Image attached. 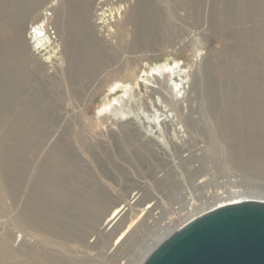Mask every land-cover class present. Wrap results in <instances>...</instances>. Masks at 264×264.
Here are the masks:
<instances>
[{"label": "rangeland", "instance_id": "374dc122", "mask_svg": "<svg viewBox=\"0 0 264 264\" xmlns=\"http://www.w3.org/2000/svg\"><path fill=\"white\" fill-rule=\"evenodd\" d=\"M99 1L63 0L61 9L56 6V9L48 10L58 18L57 30L55 24L53 27L50 25L52 36L56 37L59 34L64 39H68L70 34L71 48L87 50L85 55L88 59L73 62L87 66L80 71L81 74L71 66L72 62L68 57L63 60V70L77 82L81 81L80 87H90L87 82L98 77L110 80L90 95L91 99L85 110L86 116L78 115L83 118L67 123L60 130L55 129L59 134L51 147L66 148L70 159H58L52 175L63 183L64 195L80 196L100 189L111 194L114 189L122 186L127 189L123 198L125 200L133 193L139 192L142 185H146L151 191L143 196V205L138 210L136 227L125 238L127 240L132 236V239L127 243L124 240L115 247V250L120 252L118 257L115 256L111 260L112 257L106 258L99 254L100 250L97 248L89 249L90 251L82 250L76 247L78 245L76 243H69L70 246H75L74 250L67 249L65 254L62 250H58L65 258L71 257L72 254L82 256L84 259L82 264H125L126 262V264H137L133 253L140 246L138 233L147 236V233L154 230L150 226L148 228L151 229L147 230V223H151L150 225L156 228L166 222H160L159 215L155 216L158 218L156 220L148 218L147 214L140 211L147 205L154 204L149 211L158 207L161 214L163 213L162 218L174 215L173 207L178 208V205L171 197L179 198L185 191L183 190L182 193L177 187L180 181L171 180L177 187L174 188L167 183V179L178 173L182 175L184 168L181 165H177L178 168L171 167L176 164L169 165V160L177 162L178 159H175L173 152L170 155L165 153L162 144L157 143L158 138L151 141L143 136L144 129L141 131V139L137 136L129 139L124 136L123 132L126 130L121 131V128L112 122L102 124L101 118L105 115L101 111L104 106L110 105L115 99L124 95L126 89L134 87L141 92V95L148 96L154 112L152 98L147 91V78L155 73L153 69L157 67L177 64L185 71L199 73L202 92L198 96L193 94L191 107L197 111L204 105L218 131L220 138L217 137L219 141L217 144H223L225 147L222 148L226 150V153L222 152L225 154L223 157H219L220 153L216 152L209 163V166L214 164L210 167L212 173L209 170L205 173L206 177L203 175L199 180H206L207 183L214 185L217 182H224L222 178L227 176L231 180L236 179L235 183L243 188L264 191L262 186L264 185V0H144L141 2L118 0L114 6L124 5L127 16L130 18L132 15V18L115 27L116 35L111 40L102 37L94 27L93 16ZM50 4L48 1L43 10ZM130 7L131 10L139 9L129 14ZM84 9L88 10L90 26L95 37L90 45L86 44L85 33L79 28ZM70 23L73 32L68 31ZM139 25L145 32L142 38L139 36V31H142ZM118 30L119 33H116ZM56 31L57 33L53 34ZM75 35L78 38H75ZM72 42H77V46H73ZM89 48L93 50L90 52ZM97 64L104 66L96 70ZM116 67H123L131 74L134 73V78L123 80L112 77L111 72ZM114 85L118 88L114 89ZM32 88L33 82L28 84L18 82L16 64L0 74V190L3 193L0 200V225L13 230L17 228L14 232L16 233L15 249H19L21 245L19 237L21 231H18L20 230L18 228H24L23 212L29 195L25 193V186L32 172L31 168L33 170L35 168L34 172L37 174L48 154L46 152L40 159L41 154L36 148L43 142V131L54 129L48 120L45 122L44 116L33 113L31 106L38 101L32 95ZM64 101L66 100L60 103L63 104ZM75 101L76 99L74 103ZM75 108L76 111L80 110L79 105ZM185 112H188L187 108ZM225 129L234 134V148L237 151L233 160L236 158L234 163L240 166H231L227 159L226 154L232 143ZM217 158L222 159L219 162ZM223 158L224 161L221 162ZM36 162L39 163L38 168ZM250 162L251 165L252 163L255 165L250 167ZM217 168L227 171L221 172L222 170ZM251 168L255 170H250ZM36 180L35 175L30 188L36 186ZM186 181L189 182L188 179ZM228 186L223 184L220 188L224 189L216 190L223 191ZM210 190L211 194H215V189ZM207 191L204 189L191 193L194 195L197 193L200 199H203ZM57 204L59 207L56 211L59 215L44 210L45 215L53 220L65 221L68 226L74 225L67 215L70 207L67 204ZM141 217L144 218L140 219ZM81 231L84 233V229ZM116 236L117 234L113 237L107 235L101 237V246L108 243L110 246L106 244L107 249L111 248ZM47 238L52 244L62 243L58 237L50 235ZM95 238V236L90 238V242Z\"/></svg>", "mask_w": 264, "mask_h": 264}, {"label": "bare ground", "instance_id": "6f19581e", "mask_svg": "<svg viewBox=\"0 0 264 264\" xmlns=\"http://www.w3.org/2000/svg\"><path fill=\"white\" fill-rule=\"evenodd\" d=\"M48 1L51 4L43 10ZM117 1L100 0L98 7L114 6ZM141 1L144 0H139V2ZM56 6L61 9L63 7V0H0V74L5 72L7 68L14 67L16 64L18 82L20 84L33 82L32 95L38 101V103L31 106L33 113L44 116L46 118L45 122L48 120L54 128L53 130L48 129L43 131V142L37 146L36 150L41 154L40 159L46 152L48 154L37 174L34 172L35 168L34 170L31 168L32 172H30L27 186H25V193L29 195L23 212L24 228H18L20 229L18 231H21L19 235L21 238L19 249H15L14 247L16 239V233L14 232L17 228L15 227L13 230L0 225V264H82L84 261L82 256L72 254L71 257L65 258L59 254V250H62L64 254L67 249L74 250L73 247L75 246H70L71 243H76L78 244L76 245L78 249L87 251L97 248L100 250V252L98 251L99 254L106 256V258L112 257V260L119 252L115 250V247L122 243L133 228L136 227V218H138V210L143 205V196L151 191L149 188H146V185H142L139 192L133 193L129 199L125 200L123 198L127 189L122 186L116 190L114 189L111 194L100 189L99 191H90L80 196L66 193L69 195L67 196L64 195L65 188L63 183L52 175L58 159H70L69 151L66 148L51 147L59 134V131L57 132L55 129L60 130L67 123H72L76 119L86 116L85 110L91 99L90 95L98 90V87L104 86L105 83L110 81L104 77H98L95 80L92 79L87 82V85L89 83L90 87H80L82 82H77L70 74L63 70V60L65 57H68L72 62L71 66L81 74L82 72L80 73V71L87 66H82L79 63L73 64V62L74 60H86L88 56L85 55L87 50H84V48H71L72 44L69 40L72 39V36L70 34H68V39H64L59 34L58 38V36L53 37L52 32L50 33V25L53 27L55 24L56 30L58 29V18L55 14L48 13L50 8L54 10ZM123 6L119 5L115 8L116 10L111 9L115 10L114 17L117 19L114 20L115 24L109 27V33H115L116 26L132 18V15L130 18L127 16L125 6ZM138 9L131 10L130 7L131 13H128L132 14L133 11ZM42 10L43 12H41ZM83 11V19L80 20L79 28L83 29L86 44L90 45L93 43L95 37L92 26H90L88 10L84 9ZM93 22L95 24L94 27H96L102 37L108 40L112 39L102 33L100 26L96 23L95 16H93ZM70 25L71 23L68 27ZM140 28L142 31H139V36L142 38L145 32L143 27ZM68 31L73 32V27L70 26ZM56 33L57 31L53 34ZM116 33H119V30ZM75 36V38H78L77 35ZM72 43L73 46H77V42ZM89 49L90 52L93 50L92 48ZM176 65L170 66V64H165L163 67H157L153 69L155 73H152L147 78V91L152 98L154 112H152L148 96L141 95V92L134 87L130 89L125 88L124 95L115 99L110 105L104 106L101 111L105 115L101 118L102 124L112 122L121 128V131L126 130L123 133L129 139L134 138V136L141 139V131L144 129L143 136L149 138L151 141L158 138L159 141L157 143L162 144L165 153L170 155L173 152L175 159H178L177 162L169 160V165L176 164V166L173 165L171 167L178 168L177 165H181L184 168V171L181 172L183 173L182 175L179 173L175 174L178 171H174L175 173L173 172V174L175 175L167 179V183L172 187H179L182 193L183 190L185 191L179 198L175 196L171 197L174 203L178 205V208L173 207L175 211L173 212V217L170 216L172 218H162L163 213L161 214L158 207L154 208L153 211H149L154 204L147 205L146 207L143 206L144 208L140 211L145 215L147 214L148 218L156 220L161 218L160 222H166L159 224L156 228L151 226V223L145 224L147 230L152 227L154 229L147 233V236H142L140 235L142 233H138V241H140L138 244L140 246L133 253L137 264H142L173 233L203 215L228 205L247 201L264 202V191L262 189L257 190L254 188L256 190H252L253 188H243L238 183H235L236 179L231 180L227 176H222L223 181H225H216L217 183L214 184L216 179L214 177V182L212 183L214 185L207 183L206 180H199L214 165L210 164L211 166H209V163L216 152L220 153L219 157H223L225 155L223 153L226 150H223L225 147L223 144H217L219 143L217 141L219 134L213 125L211 114L208 113V110L204 109V105L197 111L191 107L190 101L193 99V94H197L196 96H198L202 92L199 73H192L191 70L185 71L183 67ZM102 66L104 65L97 64L95 69L97 70ZM89 67L92 68V66ZM111 74L112 77L123 80L134 78V73L131 74L123 67H116ZM113 88L116 89L118 86L114 85ZM62 100H66L64 101L65 103H60ZM76 105H79V111H76ZM186 108L188 112H185ZM148 111L150 112L148 113ZM109 116L112 118L110 119ZM229 130L231 129L229 128ZM27 132L29 131L27 130ZM226 133L232 143L230 144V149L227 151L228 154H226L227 159L231 163V166H240V164L234 163L236 158L233 160L237 151L234 148V134L227 130ZM142 142L141 140L140 143ZM172 157L170 156V158ZM220 159L222 158H219L217 161L220 162ZM222 161H224V158ZM36 163L38 168L39 163ZM254 165V163L251 165L250 162V167ZM246 167L248 170V166ZM250 170L255 169L251 168ZM210 173H212L211 170ZM35 175L37 176V184L33 188H30ZM209 175L214 176L215 174ZM213 176L209 177L212 178ZM172 179L180 181L177 187L171 182ZM187 179L189 182L186 181ZM186 183L189 184L186 185ZM223 184L224 186L228 184V188L223 191L216 190L223 186ZM204 189L208 191L205 193L206 195H204L203 199H200V195L197 193L196 195L191 193L203 191ZM210 189H215V194H211L212 192H209L211 191ZM2 197L3 193L0 190V200H2ZM57 203L67 204L70 207V212L67 215L69 220L74 222V225L68 226L65 221L53 220L45 215L44 210H48L54 215H59L56 211V208L59 207ZM158 215V218L155 217ZM143 218L141 217L140 219ZM145 218L147 217L145 216ZM148 226L151 228H148ZM81 229H84V233ZM144 230L147 231L146 229ZM116 234V239L111 248L108 247L109 249H107L106 244L108 243L101 246L100 239L103 236L113 237ZM50 235L58 237L62 240V243H58V245L57 243L52 244L47 238ZM132 235H134L133 232ZM93 236L96 238L90 242V238ZM131 239L132 236L125 240V243ZM88 253L91 254L92 252ZM87 254H83V256H87Z\"/></svg>", "mask_w": 264, "mask_h": 264}, {"label": "water", "instance_id": "95a60500", "mask_svg": "<svg viewBox=\"0 0 264 264\" xmlns=\"http://www.w3.org/2000/svg\"><path fill=\"white\" fill-rule=\"evenodd\" d=\"M142 264H264V202L224 206L191 221Z\"/></svg>", "mask_w": 264, "mask_h": 264}, {"label": "built area", "instance_id": "2783aa9c", "mask_svg": "<svg viewBox=\"0 0 264 264\" xmlns=\"http://www.w3.org/2000/svg\"><path fill=\"white\" fill-rule=\"evenodd\" d=\"M115 6H105V7H96V10L94 12V16L96 19V23H98L97 25L100 26V30L102 31V33H104V35L106 37H111L112 39L115 37V33L111 32L109 33V27H111L112 25L115 24L114 20H116L117 18L114 17L115 16ZM111 9H115V10H111ZM48 13L50 14V12L48 11ZM113 33V34H112Z\"/></svg>", "mask_w": 264, "mask_h": 264}]
</instances>
